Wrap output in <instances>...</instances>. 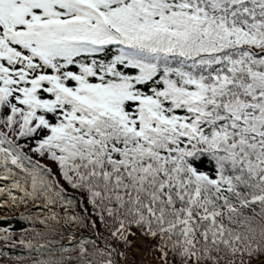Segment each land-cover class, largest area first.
<instances>
[{"label": "snow or ice", "instance_id": "obj_1", "mask_svg": "<svg viewBox=\"0 0 264 264\" xmlns=\"http://www.w3.org/2000/svg\"><path fill=\"white\" fill-rule=\"evenodd\" d=\"M0 264H264V0H0Z\"/></svg>", "mask_w": 264, "mask_h": 264}]
</instances>
